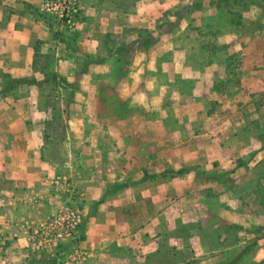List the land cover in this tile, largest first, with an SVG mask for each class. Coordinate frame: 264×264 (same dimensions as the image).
<instances>
[{
    "label": "crops",
    "instance_id": "crops-1",
    "mask_svg": "<svg viewBox=\"0 0 264 264\" xmlns=\"http://www.w3.org/2000/svg\"><path fill=\"white\" fill-rule=\"evenodd\" d=\"M45 2L0 0V90L6 86L4 75L23 82L14 94L0 99V264H46L53 260L75 263L68 245L49 236H33L47 216L56 215L70 200L68 182L83 196L79 245L86 253L85 264H195L198 257L194 254L187 258V252L193 251L186 248L182 237L172 238L174 243L170 245L163 242L164 234L169 233L170 192L163 186L168 187L165 177L140 182L135 177L107 179L104 174L108 165L100 162V166L94 163L93 168L86 167L84 155L89 149H72L71 141L85 129L89 106L93 109L99 105L89 96L102 90L101 83H95V74L106 67V38L127 28L154 30L161 16L176 10L183 0H78L80 15L73 26L46 17ZM116 51L108 50L115 56ZM133 52L137 56V50L130 55ZM181 72L179 67L178 77ZM52 73L65 84L43 92L41 82ZM194 80L200 82L196 77ZM259 81L254 79L252 85ZM51 102L57 103L59 119ZM247 109L249 118L257 111L250 103ZM241 118L246 121L245 115ZM57 120L63 122L58 135L68 140L70 148L65 149V159L60 156L61 149H54L47 141L56 135L53 126ZM259 123L264 127V119ZM250 151L247 158L251 161L260 160L264 153L261 148ZM219 153L229 154L230 165L243 156L240 149H220ZM224 167L219 164L205 169ZM258 212L250 224L261 227L251 230L250 224H242L236 244L231 236L221 237L218 242L225 249H215V255L201 264H234L230 260L232 252L240 246L245 248L253 238L257 246L253 262H262L264 216H258ZM226 221V230L233 233L234 215L227 213ZM195 234L197 241H206L199 232ZM169 246L177 253L172 261ZM204 246L207 244L201 249ZM207 251L201 252L207 255L211 249L207 247Z\"/></svg>",
    "mask_w": 264,
    "mask_h": 264
},
{
    "label": "rangeland",
    "instance_id": "rangeland-1",
    "mask_svg": "<svg viewBox=\"0 0 264 264\" xmlns=\"http://www.w3.org/2000/svg\"><path fill=\"white\" fill-rule=\"evenodd\" d=\"M184 7L188 11H183L173 37L169 43L162 41V47L172 52L180 44L178 39L184 38L186 55L175 56L182 76L168 71L169 58H159L161 49L149 54L138 49L137 56L127 52L119 59L111 55L108 50L114 52L123 41L136 39L138 29L117 31L105 40V69L95 74V83H101L102 90L89 96L99 105L89 106L85 129L71 141L72 149H89L84 155L86 167L93 168L94 163L100 166V162L108 165L107 179L135 177L140 182L165 177L168 187L163 186L170 192L169 233L164 234L163 242L170 245L172 238L182 237L186 248L193 251L187 252V258L195 254V264H201L215 255V249H225L218 239L228 235L236 244L242 224L249 226L258 211V216H264V153L260 160L247 158L250 149H264V127L259 123L264 119V0H183L176 10L165 12L150 32L157 36L163 19L176 22ZM210 33L215 34L216 45L228 46L227 52L233 56L232 61L222 56L204 69L207 61L192 55L189 47L206 43ZM233 65L241 68L233 74L239 81L235 84L227 82L234 77L228 73ZM195 77L199 83L188 82ZM254 79H259V84L252 85ZM249 103L257 107L251 118L247 116ZM62 123L57 120L53 126L56 135L47 141L54 149H61L60 156L65 159V149L70 148L68 140L58 135ZM220 149H240L243 156L230 165L229 154L221 156ZM219 164L225 167L205 169ZM181 169L190 172L163 176ZM227 213L234 215L233 233L226 230ZM249 227L255 230L261 225L251 223ZM197 232L206 241L193 238ZM255 239L245 248L235 249L230 260L257 264L252 258L257 249ZM204 244L211 249L207 255H203L207 247L201 249ZM169 247L172 261L175 250ZM67 248L72 249V245Z\"/></svg>",
    "mask_w": 264,
    "mask_h": 264
},
{
    "label": "trees",
    "instance_id": "trees-1",
    "mask_svg": "<svg viewBox=\"0 0 264 264\" xmlns=\"http://www.w3.org/2000/svg\"><path fill=\"white\" fill-rule=\"evenodd\" d=\"M188 7H184L182 8L178 13H177V17L178 20L174 23H171L169 20L163 19V24L160 25L161 27H159V29H161V31L158 33L157 36H155V34L153 32H150L148 30H136L135 31V36L136 39L130 41V42H125L123 41L117 51H116V56L117 57H123L122 55L124 53L127 52H131L133 50H138V49H142L144 51H146L145 53H149L151 50L154 51V49H161V55L159 56V58H169L168 62V71H171L174 75H180L179 74V64H177V60H175V56L176 53H178L179 55H186V51L187 49L184 48L183 43L184 38H179L178 41H180V44H177V46L173 49V51H169V49H166L164 47H162V41L163 40H167L168 43L171 40V38L173 37L172 34L174 32V29L178 26V21L180 18L184 17V13L187 12ZM185 11V12H183ZM169 17V16H168ZM165 23V24H164ZM210 39L206 42L197 46L195 43H192V45H190L189 50L192 51V55H200L203 56L204 59L207 61L206 64L203 63L204 65V69L205 68H209L212 66V63L214 60L219 59L220 57L224 56L226 60H231L232 61V56L233 55H229V52H227L228 46H225L224 48H220V46H217L215 43V34L214 33H210ZM189 37V36H186ZM187 39V38H186ZM185 39V40H186ZM188 41V40H187ZM192 41V40H190ZM194 42V41H192ZM163 48V49H162ZM150 50V51H149ZM148 51V52H147ZM181 53V54H180ZM237 56H235L236 58ZM180 62V61H178ZM194 66V65H192ZM198 67V66H195ZM199 69H201L200 67H198ZM238 70H241L240 67H238L237 69H235L234 65H233V69L232 72L228 69V73H230V75L238 72ZM236 71V72H235ZM234 76V75H233ZM3 79L5 80L6 86L0 90V99L7 97L8 95H12L14 94V90L16 88V86L20 85L21 83H23L20 80H11L8 76L4 75ZM194 79L188 80L189 83H195ZM232 81L234 82V84L236 82H239L237 79H235V76L233 77V79H228L227 82ZM42 86H43V92H46L47 90H50L48 88H51L52 86H57V85H64L65 81L60 78L57 74H48L45 79L41 82ZM222 84V83H221ZM239 84V83H237ZM193 88V86L191 87ZM216 91V87L213 88ZM228 89V87H227ZM49 99L51 98L52 100V96L51 94H48ZM57 103H52L51 102V109L55 112V118H60L59 113H58V107L56 105ZM57 112V113H56ZM54 114V113H53ZM190 170L189 169H181L177 172H173V171H168L165 172L163 174V176H168V175H172V176H179V175H183L186 173H189ZM175 250V248H173ZM176 252V251H175ZM60 256V254H58ZM57 255V257H58ZM174 256L177 255V253H173ZM32 264H37L36 262H33ZM46 264H61L58 260H53L50 261ZM189 264V263H187ZM258 264H264V260Z\"/></svg>",
    "mask_w": 264,
    "mask_h": 264
},
{
    "label": "built area",
    "instance_id": "built-area-1",
    "mask_svg": "<svg viewBox=\"0 0 264 264\" xmlns=\"http://www.w3.org/2000/svg\"><path fill=\"white\" fill-rule=\"evenodd\" d=\"M43 13L46 17L66 25L76 24L80 15L78 0H46ZM71 192L70 200L54 216H47L42 228L33 232L35 239L49 236L57 243L72 245L74 264H85L86 253L80 247V228L84 223V211L81 204L82 195L74 185L68 182ZM64 264H69L65 262Z\"/></svg>",
    "mask_w": 264,
    "mask_h": 264
}]
</instances>
